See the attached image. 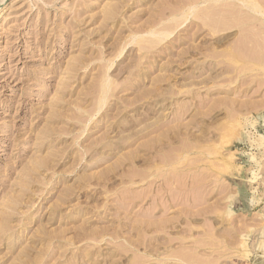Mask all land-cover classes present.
<instances>
[{
  "label": "rangeland",
  "instance_id": "374dc122",
  "mask_svg": "<svg viewBox=\"0 0 264 264\" xmlns=\"http://www.w3.org/2000/svg\"><path fill=\"white\" fill-rule=\"evenodd\" d=\"M263 21L0 0V264H264Z\"/></svg>",
  "mask_w": 264,
  "mask_h": 264
},
{
  "label": "bare ground",
  "instance_id": "6f19581e",
  "mask_svg": "<svg viewBox=\"0 0 264 264\" xmlns=\"http://www.w3.org/2000/svg\"><path fill=\"white\" fill-rule=\"evenodd\" d=\"M245 2V1H244ZM252 4V3H251ZM253 6V5H252ZM257 6H258V4H257ZM257 6H255V7H257ZM259 7V6H258ZM252 8V7H251ZM258 10H259V8H258ZM255 12V11H254ZM262 14V13H261ZM260 19V18H259ZM263 19V18H262ZM225 20V19H224ZM251 20V19H250ZM226 21V20H225ZM227 22H228V20H227ZM264 22V21H263ZM225 24V23H224ZM232 24V23H231ZM234 25V24H233ZM218 27V26H217ZM216 27V28H217ZM231 27V26H230ZM219 28V27H218ZM229 28V27H228ZM262 29V28H261ZM216 30V29H215ZM264 32V31H263ZM253 33V32H252ZM237 42V41H236ZM249 42V41H248ZM247 42V43H248ZM250 43V42H249ZM249 46V45H248ZM251 46V45H250ZM245 47H247V46H245ZM229 54V53H228ZM231 54V53H230ZM233 57V56H232ZM238 58V57H237ZM250 60V59H249ZM247 66V65H246ZM250 67V66H249ZM264 249V248H263ZM187 253V252H186ZM190 254V253H189ZM195 254V253H194ZM186 255V254H185ZM197 254H195V257H197L196 256ZM181 256V255H180ZM182 257V256H181ZM192 257H193V255H192ZM187 258V257H186ZM185 258V259H186ZM201 259V258H200ZM188 260V259H187ZM196 260H199V259H196ZM208 260V259H207ZM189 261V260H188ZM193 261V260H192ZM195 261V260H194ZM206 261V260H205ZM209 261V260H208ZM216 261V260H215ZM201 262V261H200ZM191 263V262H190ZM195 263V262H194ZM206 264H207V262H205ZM210 263V262H209ZM198 264V263H197ZM203 264V263H202Z\"/></svg>",
  "mask_w": 264,
  "mask_h": 264
}]
</instances>
